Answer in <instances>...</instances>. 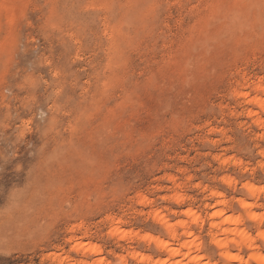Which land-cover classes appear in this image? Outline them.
<instances>
[{"label":"rangeland","instance_id":"374dc122","mask_svg":"<svg viewBox=\"0 0 264 264\" xmlns=\"http://www.w3.org/2000/svg\"><path fill=\"white\" fill-rule=\"evenodd\" d=\"M259 81L264 0H0V264L163 260L139 239L186 210L221 264L213 191L257 239L237 201L264 215V131L236 93Z\"/></svg>","mask_w":264,"mask_h":264},{"label":"bare ground","instance_id":"6f19581e","mask_svg":"<svg viewBox=\"0 0 264 264\" xmlns=\"http://www.w3.org/2000/svg\"><path fill=\"white\" fill-rule=\"evenodd\" d=\"M247 89H249L248 93H246V90L241 89L240 87V90H238L236 93V97L237 99L243 100L247 106L257 108L258 112L252 110V108L248 109V112L249 114H254L256 116L258 115L256 117V120L254 119L253 121L256 127L264 131V118L260 116L261 113L264 114V82L259 81L251 85L248 84ZM229 182L227 184L232 185V183ZM245 189L249 196H251L252 198H256L255 195L257 193V190L255 188L246 186ZM211 195L216 200V204L213 209H211V216L209 215L210 220L208 221V223L210 228L208 231V236H210L209 238L211 239V244H213V246L215 245L218 248V251L220 250L219 256L221 257L220 259L223 260L221 264H264V230L261 227V223H264V215L262 216L252 213L253 206L245 202L244 200L237 201L240 204L239 207L247 213V219L245 217L244 218L247 221L258 224H256L257 226L255 227L258 233L256 234V239V237H252L246 231V229L242 227V223L244 221L242 217L225 214L224 208L229 204V202L223 200L222 194L213 191ZM172 196V200H174L176 203H179L181 201V195H179V193H176ZM136 200L141 205L148 204V199L144 196H138ZM195 213L192 210H186L185 212H183L184 220L179 221L175 224H170L161 212H152V218L154 219V221H157L161 224L168 240H164L163 238L161 239L159 237L154 238L148 234L142 237H140L139 235V240L145 242L146 244H153L154 248L164 253L165 257L163 260L160 259L157 261H153L151 257H148L136 251H132L130 252L132 260H135L141 264H185V261H188L187 263L189 264H212L206 262L205 257L201 255V244L194 237L193 229H191L192 225H194L196 228H202L203 222L198 215L196 216ZM117 220L120 219L118 218ZM113 222L111 225V230L109 229L112 235L118 234L123 238H127V236L131 235V233L129 232L122 231L115 224V220ZM72 232L75 231L73 230ZM135 235L136 234H134L133 236L131 235V238L135 237ZM72 240H74V238ZM72 243H74L72 249L73 251H75L74 253L83 252V254L86 253V255H92L96 258H99V256L101 255V248L93 243H83L80 240L78 242L72 241ZM176 243L178 244L176 245ZM117 262L119 264H123L124 260L122 258H118ZM57 263L76 264L72 260L67 258L59 259ZM78 264H107V262L96 259L94 263L81 261Z\"/></svg>","mask_w":264,"mask_h":264}]
</instances>
